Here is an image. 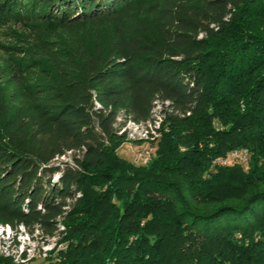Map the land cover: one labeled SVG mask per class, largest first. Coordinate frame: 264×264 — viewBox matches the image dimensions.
<instances>
[{"label": "trees", "instance_id": "1", "mask_svg": "<svg viewBox=\"0 0 264 264\" xmlns=\"http://www.w3.org/2000/svg\"><path fill=\"white\" fill-rule=\"evenodd\" d=\"M8 21L30 34L3 46L1 225L55 238L45 264H264V0H5ZM126 122L153 127L144 164Z\"/></svg>", "mask_w": 264, "mask_h": 264}, {"label": "rangeland", "instance_id": "2", "mask_svg": "<svg viewBox=\"0 0 264 264\" xmlns=\"http://www.w3.org/2000/svg\"><path fill=\"white\" fill-rule=\"evenodd\" d=\"M5 0H0V4ZM30 31L27 25L23 23H15L14 21H8L5 24L0 25V73L5 66V58L10 57V53H4L3 46L11 43H21L23 40H27ZM10 36H14L18 41H13ZM2 74H0L1 76ZM6 89V82L4 78H0V92ZM125 129L127 132L128 140L123 143L118 149V153L129 159H132L135 164H144L151 155L152 148L147 141L149 133L153 132L152 125H135L131 122H126L121 131ZM244 151L237 150L230 155V160L235 157H241L244 155ZM246 157V155H244ZM71 154L67 153L65 156L59 157L57 161L68 160L70 161ZM241 160V159H240ZM242 162V160H241ZM244 162V161H243ZM51 238L48 242H43L39 238H31L29 234L22 227H18L17 231L10 229L7 225L0 224V252L5 254H14L16 259L19 257L21 251H26L25 261L29 264H45L44 254L45 251L53 249L55 246ZM44 251V252H43ZM52 251V250H51ZM47 263V262H46Z\"/></svg>", "mask_w": 264, "mask_h": 264}, {"label": "built area", "instance_id": "3", "mask_svg": "<svg viewBox=\"0 0 264 264\" xmlns=\"http://www.w3.org/2000/svg\"><path fill=\"white\" fill-rule=\"evenodd\" d=\"M150 135V134H149ZM149 135L147 136V138H150V139H152V137H149ZM245 153V152H244ZM246 154V153H245ZM244 154V155H245ZM244 155H241V157H239L241 160H245V156ZM147 159H149V158H147ZM224 161H221V163H223ZM42 254H44L45 255V253H42ZM19 261H25V259H20Z\"/></svg>", "mask_w": 264, "mask_h": 264}, {"label": "bare ground", "instance_id": "4", "mask_svg": "<svg viewBox=\"0 0 264 264\" xmlns=\"http://www.w3.org/2000/svg\"><path fill=\"white\" fill-rule=\"evenodd\" d=\"M155 129V128H154ZM150 158V157H149Z\"/></svg>", "mask_w": 264, "mask_h": 264}]
</instances>
